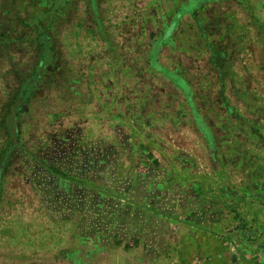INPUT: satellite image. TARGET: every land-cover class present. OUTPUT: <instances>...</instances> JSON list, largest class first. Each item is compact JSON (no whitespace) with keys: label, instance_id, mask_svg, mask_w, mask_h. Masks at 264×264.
Returning a JSON list of instances; mask_svg holds the SVG:
<instances>
[{"label":"rangeland","instance_id":"374dc122","mask_svg":"<svg viewBox=\"0 0 264 264\" xmlns=\"http://www.w3.org/2000/svg\"><path fill=\"white\" fill-rule=\"evenodd\" d=\"M123 202L264 264V0H0V264H114Z\"/></svg>","mask_w":264,"mask_h":264},{"label":"crops","instance_id":"0c3cea01","mask_svg":"<svg viewBox=\"0 0 264 264\" xmlns=\"http://www.w3.org/2000/svg\"><path fill=\"white\" fill-rule=\"evenodd\" d=\"M73 180L82 183L81 179L74 178ZM146 214L147 216H144ZM131 215H136V219H131ZM154 219L155 216H153L151 211L145 212L144 209L137 205L123 202L118 206L117 214H115L112 221V229L120 234H109V236L104 234L100 236L106 238L105 242L107 245L100 243L95 244L94 242L89 243L91 239H89L87 235L81 234L80 247L83 249L85 248L90 254L100 251L105 253L106 250H108L106 249L107 246H110L109 244L115 242L114 245L118 249V252L117 261L114 262V264H171L172 262H168L165 254L157 252L160 250L151 243L153 239L160 238L158 234H151L152 222ZM125 226H127V228L131 226L130 228L132 229L129 228V231H127L124 229ZM134 230L138 233H144L145 231L148 232L146 234H132V231ZM67 254L68 252H66L65 255ZM106 256L107 254L105 253L104 257Z\"/></svg>","mask_w":264,"mask_h":264},{"label":"trees","instance_id":"16d2710c","mask_svg":"<svg viewBox=\"0 0 264 264\" xmlns=\"http://www.w3.org/2000/svg\"><path fill=\"white\" fill-rule=\"evenodd\" d=\"M49 169L53 171L55 174L68 178V174L66 172H63L54 166H49Z\"/></svg>","mask_w":264,"mask_h":264}]
</instances>
